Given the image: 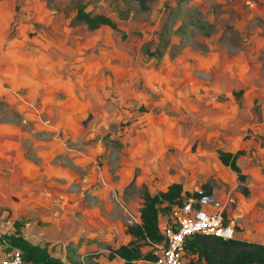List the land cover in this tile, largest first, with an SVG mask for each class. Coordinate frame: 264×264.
<instances>
[{"label":"rangeland","instance_id":"1","mask_svg":"<svg viewBox=\"0 0 264 264\" xmlns=\"http://www.w3.org/2000/svg\"><path fill=\"white\" fill-rule=\"evenodd\" d=\"M78 2L94 12L111 15L115 25L88 28L75 19ZM146 5L144 10L137 0H0L1 242L19 229L24 238L35 243L29 237L33 236L29 230L35 223L39 227V242L47 244L45 240L51 236L47 228L51 231L55 224L59 225L67 213L64 207L69 194L79 191L65 175L67 161L59 156L39 155L35 146L55 133L58 137L63 133L75 136L77 131L64 132L57 121L64 115L61 101L66 96L73 97L72 83L81 58L86 63L87 86L93 88L94 76L102 84L139 80L143 85L148 76L138 66H147L154 54L158 59L154 65L161 63L162 55L167 61L169 56V61L183 63L185 67L191 65L192 72L203 76L204 71L196 66L212 51L218 54L214 56V66H234L241 78L254 75L264 90V0H147ZM99 43L103 55L92 57ZM115 43L133 46L134 66L130 70L124 63L117 69L110 65L116 64L109 60L108 45ZM98 58L101 64L91 67ZM240 93L241 90L237 95ZM250 111L243 136L233 133L225 138L233 145L228 150L238 151L236 160L244 177L234 175L230 181L220 178L212 182L217 184L216 193L227 198L226 205L233 209L243 206L236 215L242 226L258 220V226L264 228V93L251 98ZM104 141L110 144L107 137ZM243 186L247 187V194ZM128 209L120 211L122 222L138 221L139 210ZM233 214L235 217V211ZM117 226L119 233L112 226L110 239L81 234L79 240L86 248L83 254L117 245L123 225ZM112 239L113 242L106 241ZM94 242L99 247L95 248ZM151 245L144 248L150 249ZM77 254L72 256L83 260V264H93ZM99 254L93 255L101 258ZM184 258L186 262L191 259L206 264L190 251H186Z\"/></svg>","mask_w":264,"mask_h":264},{"label":"crops","instance_id":"2","mask_svg":"<svg viewBox=\"0 0 264 264\" xmlns=\"http://www.w3.org/2000/svg\"><path fill=\"white\" fill-rule=\"evenodd\" d=\"M120 45H108L109 60L116 64L110 65L117 69L124 63L130 70L133 46ZM101 47L99 43L92 57L103 55ZM214 56L218 57L217 52L211 51L199 61L196 68L204 73L198 76L197 71L192 72L193 66L173 63L169 56H166L167 61L162 55L161 63L154 65L158 60L154 54L147 60V66H138L148 76L143 85L139 80L102 84L94 76L93 88L87 86L85 61L83 58L78 61V75L72 83L73 97L69 95L61 101L64 115L57 121L64 132L69 129L77 132L75 136L63 133L59 137L55 133L48 140L38 141L35 149L39 155L59 156L67 161L65 175L79 191L69 194L64 207L67 213L59 225L55 224L51 231L47 228L46 232L51 235L45 240L47 244L39 242L41 237L36 232L39 227L35 223L32 225L29 231L33 236L29 237L33 242L46 245L51 254L63 261L76 264L80 259L72 255L77 252L83 256L86 250L79 240L83 233L94 234L93 238L110 239L112 226L119 233L117 224L121 223L122 235L117 245L111 246L128 241L130 236L124 231L125 222L119 217L120 211L123 208L127 211L128 207L139 210L143 189L155 194L168 183L179 181L185 192H194L196 186H204L212 189L210 193L217 199L225 200L223 194L216 193L218 187L212 180L230 181L237 174L221 162L217 150L233 146L225 139L230 134L243 136L245 120L251 114V98L263 94L264 90L254 75L241 78L234 66H214ZM99 64V58L94 59L91 67ZM241 69L239 67V71ZM239 90L241 93L237 95ZM86 114H89L87 120ZM68 138L77 142H70ZM238 209L244 208L240 205L233 209L229 204L224 211L227 220L236 228L234 237L264 243L263 225L258 226L257 220L247 221L242 226L236 220ZM164 219V214H160L159 222ZM260 227L263 230H259ZM94 244L96 248L98 245ZM108 247L86 253L101 252V258L94 256L93 259L102 264H125L118 255L108 258ZM145 261L144 264H150Z\"/></svg>","mask_w":264,"mask_h":264},{"label":"trees","instance_id":"3","mask_svg":"<svg viewBox=\"0 0 264 264\" xmlns=\"http://www.w3.org/2000/svg\"><path fill=\"white\" fill-rule=\"evenodd\" d=\"M147 0H137L140 8L147 9ZM75 19L84 22L88 28H97L101 25L114 26L112 16L101 12L87 9L86 4L78 2ZM160 54V51H157ZM218 157L224 165L229 166L242 179L240 166L236 157L238 151L218 149ZM243 192L248 193L247 187L243 186ZM193 194L185 192L182 183L172 181L165 189L151 194L147 189L142 191V204L139 208V220L125 223L124 231L129 234L125 243L113 247L109 246L108 258L118 255L124 259L125 264H138L137 260H150L155 255L150 249H145L148 244L160 243L163 236L159 228L160 214H168L172 207L181 205L183 200ZM227 220V215L224 214ZM3 238L1 233L0 239ZM10 246L19 247L22 250V258L28 264H70L60 257L50 253L46 245L31 243L24 238L19 229L7 236ZM187 251L196 253L198 260H204L206 264H264V243L241 239L238 237L224 238L214 234H194L186 243ZM95 252L83 254L84 260H92L93 264H102L93 260ZM83 260H77L76 264H83ZM142 264V263H141ZM187 264H199L197 260H191Z\"/></svg>","mask_w":264,"mask_h":264},{"label":"built area","instance_id":"4","mask_svg":"<svg viewBox=\"0 0 264 264\" xmlns=\"http://www.w3.org/2000/svg\"><path fill=\"white\" fill-rule=\"evenodd\" d=\"M225 208L226 201L217 199L204 187L196 186L193 194L187 196L181 205L172 207L168 214H164L166 219L159 222L163 240L151 247L155 256L148 262L187 264L184 258L187 251L186 243L194 234L234 237L236 228L226 220ZM0 264L28 263L23 260L22 250L19 247L10 246L6 240H3L0 241Z\"/></svg>","mask_w":264,"mask_h":264}]
</instances>
